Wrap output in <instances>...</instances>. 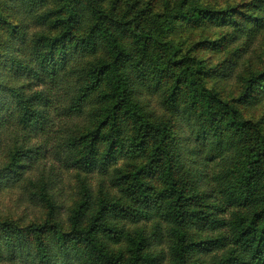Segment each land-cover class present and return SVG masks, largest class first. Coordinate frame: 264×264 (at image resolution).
<instances>
[{"label":"trees","instance_id":"1","mask_svg":"<svg viewBox=\"0 0 264 264\" xmlns=\"http://www.w3.org/2000/svg\"><path fill=\"white\" fill-rule=\"evenodd\" d=\"M215 1L0 0V192L47 210L0 215V264H264V0Z\"/></svg>","mask_w":264,"mask_h":264},{"label":"rangeland","instance_id":"2","mask_svg":"<svg viewBox=\"0 0 264 264\" xmlns=\"http://www.w3.org/2000/svg\"><path fill=\"white\" fill-rule=\"evenodd\" d=\"M126 2V0H124ZM157 6V10H163L164 2L166 0H162ZM178 0H174L175 4ZM216 2L215 0H210ZM222 2V1H220ZM163 4V6H162ZM186 35L185 33H182ZM180 34V35H182ZM202 37L203 34H196V37ZM191 42L188 41L186 44V49ZM264 55V37L261 36L259 41L256 42V45L253 47V54H252V62L253 64H259L262 61V56ZM239 85L237 79L230 80L229 86L235 87ZM228 86V87H229ZM238 89V87H236ZM155 108H158V104H154ZM264 112V107H261L257 113V115H262ZM88 113H85L84 119H86ZM57 119V117H56ZM58 120L67 121L65 116L59 118ZM77 122L81 123L82 121L77 119ZM62 123V124H63ZM62 127V126H61ZM60 127L56 126L52 128V132L48 138H37L34 137L32 139V144L39 149L40 153V164L43 168L45 174H53L58 179V193L57 199L60 200V203L65 205V210L67 211V207L78 198V182L76 180V174L71 169L68 171L64 166V155L61 148L58 147V134ZM10 143V140H9ZM4 154L1 151L0 153V161H4ZM124 160H121L119 165H123ZM45 165V166H44ZM38 167L36 168L34 175L39 170ZM38 175V174H37ZM36 175V176H37ZM98 177H95L92 180V185L96 186ZM7 193V192H6ZM4 193V190L0 192V215L1 217H9L13 215L16 219H25L26 222L30 221H43L46 218L47 210L41 206V204H34L31 202L26 195H24V191H17L14 190L10 194ZM23 195V197H22ZM66 215V214H65ZM67 216V215H66ZM67 218H65L66 220Z\"/></svg>","mask_w":264,"mask_h":264}]
</instances>
